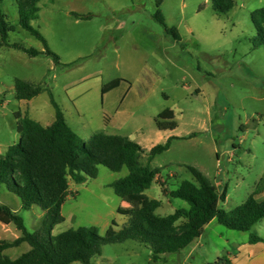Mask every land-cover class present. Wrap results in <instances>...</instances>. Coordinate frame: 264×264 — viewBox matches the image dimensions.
I'll use <instances>...</instances> for the list:
<instances>
[{
  "label": "rangeland",
  "instance_id": "obj_1",
  "mask_svg": "<svg viewBox=\"0 0 264 264\" xmlns=\"http://www.w3.org/2000/svg\"><path fill=\"white\" fill-rule=\"evenodd\" d=\"M233 1L229 12L219 14L213 0H40L31 25L58 61L46 53L32 57L0 47V157L20 141L18 114L46 126L55 119L54 103L84 142L106 133L128 137L145 149L167 140L169 132L158 129V115L165 109L175 113L177 139L150 163L152 170L160 169L164 179L159 182L165 185L154 182L140 196L124 200L108 184L127 176L128 169L113 172L100 165L96 179L70 181L77 195L63 205L65 220L53 235L90 226H97L102 236L115 235L132 209L152 199L163 201L157 210L162 216L188 207L163 192L194 180L188 166L227 189L229 200L220 203L222 209H234L252 195L264 178V44L256 41L261 37L252 14L264 7V0ZM1 9L11 26L9 42L45 50L20 26L17 0H5ZM18 80L43 91L30 101L18 100ZM114 80L119 86L104 94V86ZM0 197L13 198L9 203L14 207L22 204L6 185L0 186ZM19 215L34 231L42 225L44 211L35 206ZM211 228L190 264L204 257L215 263L219 258L213 251L231 240L225 226L216 222ZM170 255L169 264H183V256ZM152 257L149 246L131 240L104 246L94 260L162 264Z\"/></svg>",
  "mask_w": 264,
  "mask_h": 264
},
{
  "label": "trees",
  "instance_id": "obj_2",
  "mask_svg": "<svg viewBox=\"0 0 264 264\" xmlns=\"http://www.w3.org/2000/svg\"><path fill=\"white\" fill-rule=\"evenodd\" d=\"M4 1L0 0V47L21 50L32 57L46 53L58 61L57 56L48 49L46 39L31 25L39 12L40 0H17V5L20 26L45 45L44 51L9 42L11 26L8 16L1 9ZM213 1L214 9L219 14H226L234 6L233 0ZM156 18L165 25L162 16L158 14ZM252 21L261 37L254 40L264 44V7L253 12ZM175 37L178 38L177 35ZM118 86L119 80H114L104 86L103 93ZM42 91L34 84L20 80L16 82L18 100L30 101ZM54 107L55 120L48 126L18 114L20 141L0 157V186L6 185L9 191L17 195L25 210L39 206L44 211L42 225L30 232L19 214L8 205L0 204V222L14 224L21 232V236L15 240H0V264H95L93 259L102 255L104 246L131 240L149 246L153 252L152 261L157 263L164 260L163 255L179 253L191 245L214 219L227 229L248 232L264 218V201H258L254 195L230 211L221 209L220 202L225 200L226 193H220L198 168L188 166L193 181H183L171 191L163 188L164 193L187 202L188 207L162 216L157 210L162 207L163 201L152 199L148 204L132 209L127 224L115 235L102 236L97 226L79 227L53 235L52 230L65 220L63 205L70 195H77L71 191L70 181L83 184L96 179L100 165L113 172L127 168L128 175L108 187L124 200L136 198L150 189L154 182L165 185L159 182L160 169L152 170L150 163L157 155L168 151L171 142L177 139L169 138L150 151L128 137L106 133H97L84 142L70 128L61 108L56 103ZM157 125L162 131L175 130L178 124L174 111L165 109L161 112ZM260 240L263 238L251 236L252 242ZM23 243H28L31 249L19 258L12 260L4 254L5 250ZM228 263L229 260L224 257L213 264Z\"/></svg>",
  "mask_w": 264,
  "mask_h": 264
},
{
  "label": "crops",
  "instance_id": "obj_3",
  "mask_svg": "<svg viewBox=\"0 0 264 264\" xmlns=\"http://www.w3.org/2000/svg\"><path fill=\"white\" fill-rule=\"evenodd\" d=\"M52 123H53V121H52ZM46 126H48V125H46ZM175 130H165V131L160 130V131L169 132L168 135L165 138V139L168 140L169 138L177 137L173 133ZM142 148H144V147L142 146ZM145 150L146 151H150L151 149H145ZM159 177L161 179H164L161 174L159 175ZM219 182L220 181H217L216 183L213 182V183L217 184ZM109 184H111V183H109ZM70 189H71V187H70ZM218 190L220 191V193H224V192L226 193L225 200L222 201V202L227 204V202L229 200V195H228L227 189L224 190L223 189V184L221 183V185L219 186ZM252 195H254V197L258 201H260V202L264 201V178L263 177L260 178L259 183L256 184ZM170 199H172V198L170 197ZM12 200H13V198L9 199V202H11ZM9 202L6 201L4 198L0 197V204H3V205L8 204L9 207H11L12 210L14 212H16L17 214H19V212L22 209H24L23 208V204L18 205L17 207H14ZM34 207L35 206H33L31 209H33ZM224 210H226V209H224ZM230 210H232V209H229V210H226V211H230ZM41 216H42V214H41ZM216 222L219 223L217 219H214L212 222H210L205 227V232L203 233V235L200 238H198L196 241H194L187 248L183 249L181 252L176 253V255L183 256V258H182L183 264H190L189 261L193 257V255L195 253H198L199 250H201V247L203 245L202 241H203L204 237L207 234L206 232L208 230L212 229L211 227H213ZM228 230H230V229H228ZM29 231L33 232L32 230H29ZM252 231L255 234H252L251 233ZM219 232H220L221 238H223L225 233L222 232V229H220ZM3 234H10L11 238L8 239ZM252 235H255V236L259 237V238H263V240L252 242L251 241V236ZM20 236H21V232L16 228V226L14 224H8L7 225V224H4V223L0 222V240H15V239L19 238ZM228 236H232L231 240L229 238L225 239V243H226L225 246H224L225 243H224V240H223V246L218 248L216 251L215 250L213 251V254L216 256L215 260H217V258H220L222 256L228 255V257H227V259L229 260L228 264H264V218L261 221H259L257 224H255L250 231L241 232V231L230 230V231H228ZM227 245L230 246V250H232V252L229 250V248H226ZM14 249H19V252L11 254L12 250H14ZM30 249H31V246L28 243H23L21 246L13 247V248H9V249L5 250L4 254L6 256H8L10 259L15 260V259L19 258L21 255H23L24 253L28 252ZM171 257H172L171 255H163L162 258H164V260H160V262L162 264H169L170 260L172 259ZM209 260H210L209 257H204L198 262V264H209L211 262ZM93 262L95 264H100V260H96L95 261L93 259ZM160 262L158 261L157 263H160ZM77 263H79V262H75V263H72V264H77ZM106 263L110 264L111 263L110 259H106Z\"/></svg>",
  "mask_w": 264,
  "mask_h": 264
},
{
  "label": "built area",
  "instance_id": "obj_4",
  "mask_svg": "<svg viewBox=\"0 0 264 264\" xmlns=\"http://www.w3.org/2000/svg\"><path fill=\"white\" fill-rule=\"evenodd\" d=\"M221 185V183L219 182V183H217V184H215V186L219 189V186Z\"/></svg>",
  "mask_w": 264,
  "mask_h": 264
}]
</instances>
